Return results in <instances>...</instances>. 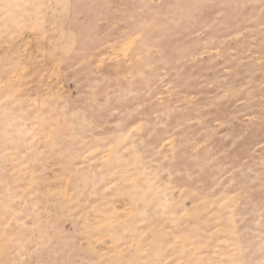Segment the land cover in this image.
I'll use <instances>...</instances> for the list:
<instances>
[{
	"label": "clouds",
	"instance_id": "9594fccd",
	"mask_svg": "<svg viewBox=\"0 0 264 264\" xmlns=\"http://www.w3.org/2000/svg\"><path fill=\"white\" fill-rule=\"evenodd\" d=\"M0 264H264V0H0Z\"/></svg>",
	"mask_w": 264,
	"mask_h": 264
}]
</instances>
